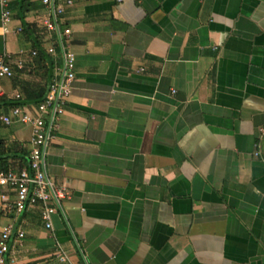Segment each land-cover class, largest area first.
Segmentation results:
<instances>
[{
	"label": "crops",
	"instance_id": "obj_1",
	"mask_svg": "<svg viewBox=\"0 0 264 264\" xmlns=\"http://www.w3.org/2000/svg\"><path fill=\"white\" fill-rule=\"evenodd\" d=\"M7 9L2 112L61 66L41 0ZM60 24L74 79L44 164L68 197L51 231L36 210L0 221L23 231L9 264H67L55 244L68 264H264V0H71ZM29 137L0 125L8 168Z\"/></svg>",
	"mask_w": 264,
	"mask_h": 264
},
{
	"label": "built area",
	"instance_id": "obj_2",
	"mask_svg": "<svg viewBox=\"0 0 264 264\" xmlns=\"http://www.w3.org/2000/svg\"><path fill=\"white\" fill-rule=\"evenodd\" d=\"M8 2L9 0H0L1 25L8 20ZM41 3L47 9L42 25L47 32L56 36L61 66L52 74L38 102L26 106L20 102L21 95L15 93L12 98L18 103L9 106L5 112L0 111V125L20 123L30 129L25 164L0 169V221L9 218L11 214L36 210L43 228L51 231V216L59 209L62 200L68 197V192L47 176L44 154L47 143L53 138L55 121L64 112V105L71 91L75 57L67 42L70 30L60 24V16L65 6L71 4V0H41ZM46 50L53 53L52 47ZM30 54L34 55L35 51L32 50ZM14 65L20 68L22 60L18 59ZM12 75L13 69L6 56L0 54V80L9 79ZM1 95L0 89V97ZM22 238L23 231L14 228L10 221L0 222V264H9L6 259L9 242L20 245ZM53 256L57 262L68 264L66 253L57 244Z\"/></svg>",
	"mask_w": 264,
	"mask_h": 264
},
{
	"label": "trees",
	"instance_id": "obj_3",
	"mask_svg": "<svg viewBox=\"0 0 264 264\" xmlns=\"http://www.w3.org/2000/svg\"><path fill=\"white\" fill-rule=\"evenodd\" d=\"M29 3L27 2L26 3V5H28ZM20 17V16H19ZM44 94V93H43ZM43 94H42V96H43ZM42 96L40 97V99L42 98ZM39 99V100H40ZM39 100H37L36 102H38ZM35 102V103H36ZM13 104H15V103H11V104H9V105H13ZM22 159V158H21ZM25 162H26V160H24V161H22V162H20V163H18L17 164V167L18 166H21V165H24L25 164ZM9 167V165L6 163V161L3 159V158H1V152H0V169H3V170H5V169H7Z\"/></svg>",
	"mask_w": 264,
	"mask_h": 264
}]
</instances>
